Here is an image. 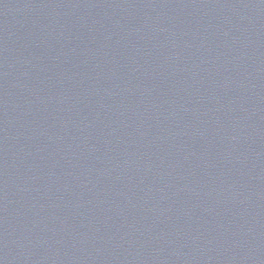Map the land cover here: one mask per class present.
I'll list each match as a JSON object with an SVG mask.
<instances>
[{
  "label": "water",
  "instance_id": "obj_1",
  "mask_svg": "<svg viewBox=\"0 0 264 264\" xmlns=\"http://www.w3.org/2000/svg\"><path fill=\"white\" fill-rule=\"evenodd\" d=\"M0 264H264V0H0Z\"/></svg>",
  "mask_w": 264,
  "mask_h": 264
}]
</instances>
